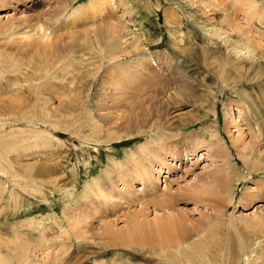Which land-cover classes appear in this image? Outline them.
Wrapping results in <instances>:
<instances>
[{
    "label": "rangeland",
    "instance_id": "rangeland-1",
    "mask_svg": "<svg viewBox=\"0 0 264 264\" xmlns=\"http://www.w3.org/2000/svg\"><path fill=\"white\" fill-rule=\"evenodd\" d=\"M91 1L0 0V264H264V0Z\"/></svg>",
    "mask_w": 264,
    "mask_h": 264
},
{
    "label": "bare ground",
    "instance_id": "bare-ground-1",
    "mask_svg": "<svg viewBox=\"0 0 264 264\" xmlns=\"http://www.w3.org/2000/svg\"><path fill=\"white\" fill-rule=\"evenodd\" d=\"M109 6V1H107V0H92L91 2H90V8L94 11V12H98V13H104V12H106V10H107V7ZM114 28V27H113ZM147 83V82H146ZM148 83H150V82H148ZM147 83V84H148ZM144 84V83H143ZM122 86V85H121ZM123 87V86H122ZM124 87H126V86H124ZM139 87V86H138ZM146 87H148L147 85H146ZM115 89L116 90H123V89H126V88H120L117 84L115 85ZM128 89H130L129 87H128ZM169 118V117H168ZM175 118V117H174ZM172 116H171V119H169L170 121H168V123H169V125L170 126H172V125H174V122H176V121H181V120H179V119H174V121H172ZM167 123V122H166ZM181 123V122H180ZM181 124H179L178 126H180ZM175 126V125H174ZM178 126H176V128L178 127ZM172 138V137H171ZM166 145V144H165ZM184 156V155H183ZM128 160V159H127ZM131 163V162H130ZM171 168V167H170ZM32 169V168H31ZM30 169V170H31ZM167 169H168V167H167ZM168 170H170V169H168ZM28 171H29V169H28ZM41 172H44L43 174H46V173H48V172H52V169L50 170V168H46V167H43V168H41V170H40ZM38 175V174H37ZM39 176V175H38ZM97 182V181H96ZM141 188H139V191L138 192H140V190H146V193H147V195H153L154 193H155V190H154V180H153V178H152V176H144L143 175V177L141 178ZM99 185V184H98ZM65 188V187H64ZM133 194V191H131L128 195H126L125 197H122V196H119V198L118 199H120L118 202H117V200L115 199L116 197H110V196H108V195H105V193H104V195H103V197L104 198H106V197H110L109 199H110V201L109 202H114V206H116V205H120L121 203L122 204H124V203H126V199H129V201L130 202H132V195ZM155 196V195H154ZM82 197V196H81ZM115 200V201H114ZM134 200H136V196L134 197ZM133 200V202H135ZM107 201V200H106ZM137 201V200H136ZM153 203H154V201H153ZM156 206H161L163 209H171V207L167 204V201L165 200V198L164 197H162V198H160L159 200H157L156 202ZM169 203V202H168ZM112 204V203H111ZM116 204V205H115ZM154 205V204H153ZM91 206V205H90ZM113 208V207H112ZM115 211V210H114ZM164 211H166V210H164ZM183 223V220H182V218L180 217V216H176L175 214H173V215H171V216H168V215H164L163 216V221H162V226H164L165 228L166 227H168V228H170V227H173V228H175V226H181V224ZM176 229V228H175ZM109 231V230H108ZM173 235V234H172ZM172 235H167L166 237H167V246L169 247V248H171V245H173L174 243H176V241L174 240L175 238L172 236ZM177 236V235H176ZM177 238V237H176ZM9 243V242H8ZM9 245H11V243L9 244ZM14 245V244H13ZM1 246V245H0ZM12 246V245H11ZM166 246V247H167ZM18 247V246H17ZM15 248V247H14ZM26 248V247H25ZM25 253V252H24ZM23 253V254H24Z\"/></svg>",
    "mask_w": 264,
    "mask_h": 264
}]
</instances>
